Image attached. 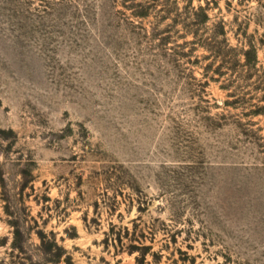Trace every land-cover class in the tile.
I'll list each match as a JSON object with an SVG mask.
<instances>
[{"label":"rangeland","instance_id":"374dc122","mask_svg":"<svg viewBox=\"0 0 264 264\" xmlns=\"http://www.w3.org/2000/svg\"><path fill=\"white\" fill-rule=\"evenodd\" d=\"M0 264H264V0H0Z\"/></svg>","mask_w":264,"mask_h":264},{"label":"trees","instance_id":"16d2710c","mask_svg":"<svg viewBox=\"0 0 264 264\" xmlns=\"http://www.w3.org/2000/svg\"><path fill=\"white\" fill-rule=\"evenodd\" d=\"M204 18H207V17H204Z\"/></svg>","mask_w":264,"mask_h":264}]
</instances>
